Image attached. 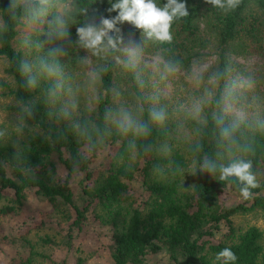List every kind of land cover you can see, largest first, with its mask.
I'll list each match as a JSON object with an SVG mask.
<instances>
[{"label":"trees","instance_id":"16d2710c","mask_svg":"<svg viewBox=\"0 0 264 264\" xmlns=\"http://www.w3.org/2000/svg\"><path fill=\"white\" fill-rule=\"evenodd\" d=\"M56 1L68 2L70 7L61 14L50 6L39 22L30 23V8L38 7V0H0V60L7 76L1 86L13 98L15 104L9 109L19 119L17 101L30 102L33 108V115L24 118L26 127L18 143L0 138V216L19 209L32 190L67 221L63 240L67 248L71 230L81 228L89 214L106 227L111 233L114 264H147L146 256L161 250L168 255L166 264H222L216 254L225 247L237 256L229 264H264V229L255 225L240 228L233 221L238 214L264 211V127L260 120H239L224 111L231 59L253 54L264 60V0H242L230 12L214 8L206 0H187L189 15L174 20L171 43L149 39L128 22L118 23L120 32L110 33L122 36L117 49L99 54L92 51L97 56L96 94L91 109H76L75 129L70 121L48 115L46 96L51 81L41 78L34 90L24 86L18 65L27 60L28 53L16 48L15 40L22 26L29 27L34 37L29 46L36 55L56 61L66 83L72 80L77 58L88 50L80 46L77 29L89 23L100 25L102 17H115L117 12L110 9L118 0ZM156 3L162 7L166 0ZM57 15L66 20V35L49 39ZM125 43L158 53L166 64L186 71L215 55V65L207 73L211 77L220 73L221 79L203 103L200 117L184 121L183 127L189 130L184 143L176 144L172 137L177 122L166 118L159 125L149 119L154 107L142 96L134 70L122 63ZM52 49L54 54H50ZM120 91L122 101L117 102ZM121 108L145 121L150 134L137 138L117 132L108 113ZM225 127L229 136L222 135ZM161 145H167L166 153L159 152ZM106 148L101 169L93 170L92 163ZM205 160L216 163L214 172L203 170ZM237 160L250 161L257 179L258 186L250 189L248 199L240 194L244 185L235 177L220 179L219 166ZM189 166L195 173L185 187L183 177ZM78 173L83 176L77 181L81 190L76 194L71 183ZM136 177L144 190L142 196H135L129 187ZM25 241L29 254L14 264H33L37 252ZM44 241L51 242L49 238ZM55 262L63 264L58 259Z\"/></svg>","mask_w":264,"mask_h":264},{"label":"rangeland","instance_id":"374dc122","mask_svg":"<svg viewBox=\"0 0 264 264\" xmlns=\"http://www.w3.org/2000/svg\"><path fill=\"white\" fill-rule=\"evenodd\" d=\"M50 5L61 14L70 7L68 2L60 3L56 0H50ZM26 39L29 41L27 45ZM33 42L34 37L31 35L30 28L22 26L15 40V46L23 53H28L26 59L29 62L40 57L39 54L36 55L34 47L29 46ZM37 48L40 50L38 45ZM135 48L137 47L131 43H125L124 60ZM231 60L233 66L228 79L231 82L227 86L237 85L249 78L253 81V85L251 88L235 87L230 100H224L225 113L238 117V113L243 112L245 118H255L264 122V60L253 54L234 57ZM74 65L76 68L72 70V80L65 84L74 92L78 102L77 108L91 109L96 94L93 76L97 67V56L91 50H86L81 57L77 58ZM165 65L166 63L158 53L141 50L139 63L134 73L139 80V89L146 102L154 108L163 109L166 118L177 122L178 129L172 137L176 144H182L188 137L189 131L188 128L183 127L184 121L193 116L191 113L193 105L201 101L205 103L210 98L209 93L212 95L217 86L213 83L210 73H207L215 65V55L207 56L202 63L195 64L189 71L179 68L178 72L171 75L165 70ZM3 68L4 62L0 60V131L5 133L0 138L5 143L15 145L22 138V133L15 131L19 117L9 109L15 104L13 98L9 97L1 86L2 82H6L7 77ZM197 71L203 74L200 80L194 79L193 74ZM126 88L122 87V90ZM122 95L120 91L117 102L122 101L120 99ZM166 147L167 145H161L159 152L162 150L166 153ZM107 150L108 148L99 152L92 163L93 170L101 169ZM194 173V169L189 166L183 177L185 187L193 181ZM82 176L83 173H78L71 183L76 194L81 190L77 181ZM129 187L135 196L144 195L138 177L129 183ZM12 196L9 192V197L12 198ZM71 214L73 218L74 213ZM90 215L81 228L71 230L70 246L67 248L63 243L65 233L68 231L67 221L62 219L59 212L43 197L32 190L29 191L19 209L0 216V264H14L28 255L30 247L25 239L33 245V250L38 254L33 256V264H56L57 259L58 263L62 261L63 264H76L78 259H81V264H114L111 233ZM233 221L240 228L255 225L264 229V211L238 214L234 216ZM45 238H49L51 242L44 241ZM168 259L166 252L161 250L159 253L147 255L145 263L166 264Z\"/></svg>","mask_w":264,"mask_h":264},{"label":"clouds","instance_id":"9594fccd","mask_svg":"<svg viewBox=\"0 0 264 264\" xmlns=\"http://www.w3.org/2000/svg\"><path fill=\"white\" fill-rule=\"evenodd\" d=\"M214 8L221 9L225 12L236 10L242 3V0H206ZM38 7L30 8L29 16L30 23H36L42 17L47 15L50 0H38ZM111 11H116L117 15L111 18H101L100 25L86 24L77 29L78 41L81 47L93 51L95 54L115 50L118 46V41H122V36L114 37L110 33H119L118 23L128 22L137 29L143 31L149 39H154L160 43H171L173 40L172 24L174 20L183 18L189 15L187 0H166L162 7L157 6L156 0H118L112 4ZM56 27L53 32L48 34L49 39L63 37L66 35V20L63 15L55 17ZM29 41L26 39L25 44ZM55 49L51 50L50 54L55 53ZM141 50L139 47L132 50L127 58L122 61L124 66L129 70H135L140 59ZM165 70L169 75L178 72V65L168 63ZM18 72L24 79V86L29 90H34L38 87L41 78L51 81V87L47 90L46 101L50 106L48 115H57L60 119L71 122L72 127H77L76 121L73 119L74 113L78 107L75 94L70 86H66L64 74L61 66L54 60L44 57H37L33 62L23 60L18 65ZM202 72L197 71L193 74L194 79H202ZM98 78V77H97ZM213 83H218L221 79V74L216 73L211 77ZM253 81L251 78L242 81L237 85H229L225 90V100L230 95L235 87L251 88ZM211 93H209V97ZM203 101L193 105L191 113L199 118L203 109ZM17 106L21 110V117L17 122L15 131L22 133L26 127L24 118L33 115V108L30 102L17 101ZM149 119L154 124L162 125L166 119V113L163 109L151 108L149 110ZM108 118L114 123L117 132L121 135L142 138L150 134L148 124L140 118H137L130 110L126 108L119 109L116 113H108ZM244 113H238V119L243 120ZM219 119V118H218ZM223 123L222 119H219ZM233 125L232 127H236ZM264 127V122H261ZM5 135L4 131H0V137ZM222 135L229 136L230 130L228 127L223 128ZM134 146V145H133ZM252 164L250 161L237 160L230 162L227 166L220 165V179L227 180L230 177H235L244 185L240 189V194L243 198L251 197V188L258 186L256 176L251 171ZM203 170L214 172L217 168L215 162L205 160L202 165ZM216 259L221 260L222 264H229L237 260L236 254L228 247L223 248L216 254Z\"/></svg>","mask_w":264,"mask_h":264}]
</instances>
